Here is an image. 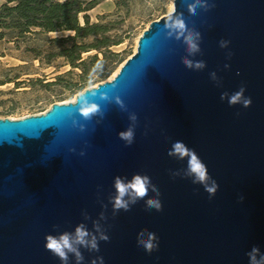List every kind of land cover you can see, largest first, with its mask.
I'll list each match as a JSON object with an SVG mask.
<instances>
[{
  "label": "water",
  "instance_id": "obj_1",
  "mask_svg": "<svg viewBox=\"0 0 264 264\" xmlns=\"http://www.w3.org/2000/svg\"><path fill=\"white\" fill-rule=\"evenodd\" d=\"M214 3L191 16L185 0H177L189 26L202 34L201 53L193 57L205 61L202 71L186 68L185 46L166 37L168 13L149 23L111 79L82 90H98L90 99L105 110L101 123L84 120L71 106L80 92L41 114L0 118V264H61L45 250V235L55 234L57 224L72 231L83 210L97 219L100 201L108 204L101 223L109 240L98 253L82 250L84 264L97 256L104 264H249L253 246L264 252V0ZM221 39L231 42L228 49L219 47ZM212 71L221 86L210 79ZM241 85L250 107L220 99ZM116 96L138 116L130 146L118 137L129 120ZM174 140L194 149L219 184L211 199L202 186L170 175L184 167L167 155ZM72 147L76 152L68 151ZM137 172L158 187L162 211L146 209L141 200L113 217V178ZM145 228L159 238L151 254L137 245Z\"/></svg>",
  "mask_w": 264,
  "mask_h": 264
},
{
  "label": "clouds",
  "instance_id": "obj_2",
  "mask_svg": "<svg viewBox=\"0 0 264 264\" xmlns=\"http://www.w3.org/2000/svg\"><path fill=\"white\" fill-rule=\"evenodd\" d=\"M187 12L191 16H196L198 11L209 12L215 7L214 0H185ZM171 10L167 16L163 29L167 38L174 39L181 42L185 46L186 55L181 57L183 65L193 71H202L206 67V63L203 60H196L197 54L201 53V41L202 34L195 26H189L184 17L182 11L177 9V0H171ZM229 40L221 39L219 41V47L222 49H228L230 45ZM233 53L228 51L226 58L231 59ZM230 64H225L224 68H230ZM103 72V65L101 62H97L90 70L89 84H91L100 74ZM239 75V73H237ZM209 77L219 87L221 86V80L217 76L215 71L209 73ZM113 86H115L113 84ZM98 90H86L81 91L75 103L71 106L78 111L80 116L84 120H92L98 118L96 123H101L105 116V110L101 108V105L94 102L91 97L97 95ZM246 87L241 85L240 88L229 93L227 91L222 92L220 99L222 101L227 100L229 106L241 105L244 108H248L252 104L251 97L245 96ZM100 99L109 101L111 100L106 92H100ZM116 105L120 110L128 113L129 125L128 127L118 133L120 140L124 141L126 146H130L135 140V130L138 123V116L135 112L128 111L125 103L119 96L115 98ZM71 115V112H69ZM73 126H77V121L73 120ZM81 131L84 130V124L78 125ZM69 152H76V148L72 147L68 149ZM169 157L175 158L177 161H183L184 167L179 169L170 170V175L175 177H181L191 180L192 184L200 185L208 193L209 199L214 197L219 190V184L209 174L207 165L203 162L196 151L188 147L181 140H174L171 146L166 149ZM80 156L85 155L84 149L79 152ZM114 192L108 196V203L112 205V216L115 217L121 210L127 212L131 207L141 200H144L145 207L148 210H155L157 212L162 211L163 205L160 200V191L158 187L152 183L151 178L147 174L133 173L131 178L127 176L117 175L113 178ZM152 193V195H149ZM244 197L240 196L239 201L243 202ZM101 208L103 209L97 219H92L87 210H83L81 215L83 220L76 224L72 231H60V225H53V231L55 234L48 233L45 235V250L50 252L53 256L58 258L61 264H70V260L74 259L75 264H84L85 256L82 250L88 252H99L100 242L109 240L106 229L102 221H107L108 217L106 211L108 204L100 201ZM87 221H91L92 228L89 229ZM159 238L157 235L145 228L137 233V245L142 247L145 252L151 254L159 247ZM249 258V264H264V252H261L260 248L253 246L249 252L246 253ZM90 264H104L102 256H97L90 261Z\"/></svg>",
  "mask_w": 264,
  "mask_h": 264
},
{
  "label": "rangeland",
  "instance_id": "obj_3",
  "mask_svg": "<svg viewBox=\"0 0 264 264\" xmlns=\"http://www.w3.org/2000/svg\"><path fill=\"white\" fill-rule=\"evenodd\" d=\"M2 3L0 0V5ZM171 7V0H108L88 11L91 23L106 25V35L111 39L119 37L122 41L110 46V54L107 53L104 59L94 49L81 52V60L86 61V73L79 66L72 67L65 57L58 55L61 50L59 43L49 42L54 38L71 36L72 32L18 35L4 31V37L0 39V118L19 119L41 114L51 104L73 101L82 90L111 79L135 51L137 39L149 23L168 14ZM85 42L89 43L91 39ZM93 55L102 59L103 72L89 84L90 70L97 63L89 61Z\"/></svg>",
  "mask_w": 264,
  "mask_h": 264
},
{
  "label": "trees",
  "instance_id": "obj_4",
  "mask_svg": "<svg viewBox=\"0 0 264 264\" xmlns=\"http://www.w3.org/2000/svg\"><path fill=\"white\" fill-rule=\"evenodd\" d=\"M0 5V39L4 31L16 32L18 35L56 31L72 32L65 38H54L50 43H59V56L72 67L79 66L83 73L87 72L86 61L81 60L80 53L94 49L102 54V59L109 53V47L121 43L119 37L107 36L108 28L102 23H91L88 11L103 0H2ZM80 18L82 22H80ZM36 29L37 31H31ZM91 39V42H85ZM70 42L68 46L64 44ZM97 55L89 58L91 62H100ZM77 65H74L75 62ZM81 90V87L78 88Z\"/></svg>",
  "mask_w": 264,
  "mask_h": 264
},
{
  "label": "crops",
  "instance_id": "obj_5",
  "mask_svg": "<svg viewBox=\"0 0 264 264\" xmlns=\"http://www.w3.org/2000/svg\"><path fill=\"white\" fill-rule=\"evenodd\" d=\"M103 1H108V0H103ZM101 2H102V1H101ZM101 2H100V3H101ZM100 3H99V4H100ZM99 4H97V5H96L94 8H92L91 10L95 9Z\"/></svg>",
  "mask_w": 264,
  "mask_h": 264
}]
</instances>
